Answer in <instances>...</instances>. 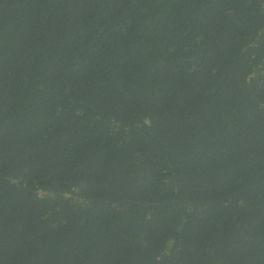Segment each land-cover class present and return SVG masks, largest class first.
I'll return each instance as SVG.
<instances>
[{
    "label": "trees",
    "instance_id": "16d2710c",
    "mask_svg": "<svg viewBox=\"0 0 264 264\" xmlns=\"http://www.w3.org/2000/svg\"><path fill=\"white\" fill-rule=\"evenodd\" d=\"M0 264H264V0H0Z\"/></svg>",
    "mask_w": 264,
    "mask_h": 264
}]
</instances>
